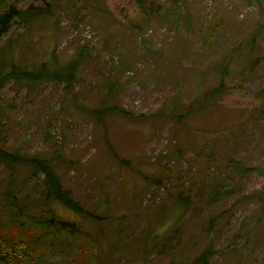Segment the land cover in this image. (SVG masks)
I'll list each match as a JSON object with an SVG mask.
<instances>
[{"label":"rangeland","instance_id":"obj_1","mask_svg":"<svg viewBox=\"0 0 264 264\" xmlns=\"http://www.w3.org/2000/svg\"><path fill=\"white\" fill-rule=\"evenodd\" d=\"M21 1L47 11L12 24L3 56L75 71L7 81L0 146L53 159L85 212L46 200L41 171L0 165L2 224L51 264H174L207 246V264H264V0H178L180 16L166 0Z\"/></svg>","mask_w":264,"mask_h":264},{"label":"trees","instance_id":"obj_2","mask_svg":"<svg viewBox=\"0 0 264 264\" xmlns=\"http://www.w3.org/2000/svg\"><path fill=\"white\" fill-rule=\"evenodd\" d=\"M136 1L145 12L153 9V2L148 3L146 0ZM166 1L169 5H173L177 2L175 13L180 16L182 12L180 11V7L185 6L186 3L183 1L178 2V0ZM160 5L161 2L157 3L156 7ZM259 7L263 6L259 4ZM45 11H47L45 7H39L37 5L28 4L24 6L21 0H0V41L2 37L7 34L13 23L21 22L23 25H29L33 17L43 15ZM147 21H149V19L145 20V22ZM135 25L140 28L139 24ZM230 68L231 65L229 61L222 71L220 87L223 86L224 77L229 73ZM74 71V65L66 62L64 65H60L58 68L54 69H52L50 65H42L39 71L34 72L32 69L16 66L14 63L10 62L3 56L0 47V95L7 81H18L24 84L37 79L41 81H64L69 83L73 78ZM211 91L213 92L212 96L215 97L219 94L220 90L213 88ZM261 91H264V87ZM212 96L209 95L208 98ZM8 107L9 106L3 104L0 99L1 116H3V114L8 116L6 113V108ZM111 111L112 107L100 105L99 108L91 110V113L100 119V117L109 114ZM0 165L9 169L11 173L14 172L13 169L17 166H22L27 174H32V170L41 171L44 175L46 200H57L64 207L75 213L82 214L85 212L79 202L74 199L72 192L61 186L59 174L56 173L54 169L56 163L53 159L20 153L19 150H9L6 147L0 146ZM13 185L14 181L12 180L10 181L9 188H12ZM52 220L55 219L50 215V220H47V223ZM0 225V264H51L41 256V254H43L42 246H44V244L39 239L33 236L31 238V235H29L31 233H24L25 236L18 235V232L21 230L20 224L11 223L9 225H4L0 221ZM53 225H57L56 227L59 228L65 227V225H60L59 223H53ZM213 252L214 251L210 252L207 246L193 259L187 262H177L174 264H207V260L212 256ZM73 258H75V254H73Z\"/></svg>","mask_w":264,"mask_h":264}]
</instances>
